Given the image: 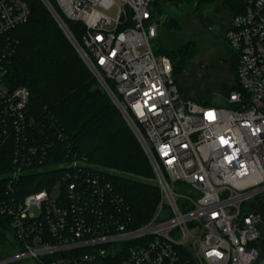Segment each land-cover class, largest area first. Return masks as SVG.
Instances as JSON below:
<instances>
[{"label":"built area","instance_id":"obj_1","mask_svg":"<svg viewBox=\"0 0 264 264\" xmlns=\"http://www.w3.org/2000/svg\"><path fill=\"white\" fill-rule=\"evenodd\" d=\"M43 1L137 135L161 195L140 226H130L127 206L98 173L80 174L67 200L60 180L21 200L8 197L42 149L27 136L29 89L4 79L11 52L3 34L27 21L31 8L0 0V143L15 144L0 200L11 226L0 238V264H180L182 246L194 262L264 264V0H242L227 28L239 60L237 85L221 105L182 96L170 57L151 44L167 17L155 3L170 0H54L83 23L80 40ZM86 165L73 157L60 167Z\"/></svg>","mask_w":264,"mask_h":264},{"label":"trees","instance_id":"obj_2","mask_svg":"<svg viewBox=\"0 0 264 264\" xmlns=\"http://www.w3.org/2000/svg\"><path fill=\"white\" fill-rule=\"evenodd\" d=\"M27 1L31 8L28 20L2 37L4 41L9 39L11 52L5 61L4 79L10 87L24 85L29 89L27 110L34 124L29 126L27 136L30 144L45 150L33 155L36 162L21 176L15 192L8 197L21 200L32 191L43 187L50 189L60 180L62 196L67 200L65 191L72 182L78 185L80 174L98 173L111 182L120 203L127 206L130 226L147 223L156 212L161 194L157 184L141 179L153 177L154 171L140 140L120 109L100 87L48 5L43 0ZM185 1L191 0H170L168 6L156 1V10L162 14L167 8H177ZM51 2L80 40L83 23L66 17L59 5L54 0ZM225 4L233 16L243 6L242 0H226ZM176 24L169 21L170 26ZM156 51L170 57L175 73L198 55L199 46L191 39L177 50L166 47ZM231 60L236 78L237 53H233ZM236 85H228L227 92ZM195 98L210 103L202 97ZM10 142L0 143V200L7 196L6 173L12 169L15 144ZM73 157L86 159L87 165L60 167ZM108 167L120 172L103 169ZM9 220V216L0 217L2 242L10 232ZM180 252V264H205L194 262L193 254L185 246L180 247Z\"/></svg>","mask_w":264,"mask_h":264},{"label":"rangeland","instance_id":"obj_3","mask_svg":"<svg viewBox=\"0 0 264 264\" xmlns=\"http://www.w3.org/2000/svg\"><path fill=\"white\" fill-rule=\"evenodd\" d=\"M225 1L191 0L179 4L177 8H167L165 10L167 17L165 22L159 26L158 37L151 40L152 46L161 50L166 47L169 50H177L183 43L191 39L197 42L198 55L183 70L174 73L182 96L186 94L194 98L202 97L212 104L221 105L225 102L224 94L227 92L228 85L235 82V68L231 60L235 51L226 38V31L233 18V12L225 4ZM163 2L165 6H168L167 2ZM106 12L111 16L116 15L115 8L107 9ZM52 14L54 15V13ZM169 21H174L177 26H170ZM62 29L70 39L66 30ZM73 45L75 46V44ZM75 48L80 54L79 49L76 46ZM103 169L113 173L120 172L116 168ZM153 171V177L149 179L141 177V179L157 184L161 194V187L154 168Z\"/></svg>","mask_w":264,"mask_h":264},{"label":"crops","instance_id":"obj_4","mask_svg":"<svg viewBox=\"0 0 264 264\" xmlns=\"http://www.w3.org/2000/svg\"><path fill=\"white\" fill-rule=\"evenodd\" d=\"M162 24H160L159 26H161Z\"/></svg>","mask_w":264,"mask_h":264}]
</instances>
